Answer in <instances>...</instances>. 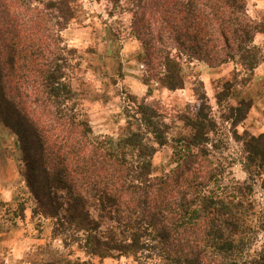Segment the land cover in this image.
I'll list each match as a JSON object with an SVG mask.
<instances>
[{
  "label": "trees",
  "instance_id": "16d2710c",
  "mask_svg": "<svg viewBox=\"0 0 264 264\" xmlns=\"http://www.w3.org/2000/svg\"><path fill=\"white\" fill-rule=\"evenodd\" d=\"M111 1V15L124 3L132 13L150 92L154 81L183 88L184 59L237 62L242 71L215 94L228 108L222 120L237 124L247 108L240 86L264 64V43L256 42L264 20L250 15L248 0ZM79 2L0 0V123L16 137L34 212L55 220L53 237L66 249L84 253L76 264L154 256L166 264H264V241L252 252L264 207L249 199L258 181L264 193V133L243 138L244 181L228 178L235 160L224 154L227 128L204 89L179 114L189 128L179 136H170L174 122L164 112L135 96L119 136L95 135L69 73L75 51L61 36ZM171 140L173 167L155 175L157 145Z\"/></svg>",
  "mask_w": 264,
  "mask_h": 264
},
{
  "label": "rangeland",
  "instance_id": "374dc122",
  "mask_svg": "<svg viewBox=\"0 0 264 264\" xmlns=\"http://www.w3.org/2000/svg\"><path fill=\"white\" fill-rule=\"evenodd\" d=\"M79 1L78 16L61 31V36L64 44L75 51L74 68L69 73L95 135L119 136L127 125L126 109L131 97L135 96L138 101H145L164 112L167 122H174L170 136H179L189 131L179 120V114L196 102V89H204L214 116L227 128L223 136L226 142L228 140L229 149L224 154L228 160H235L228 178L244 181L248 174L239 162L245 149L243 138L264 133V64L249 76L247 85L240 86L238 93L245 98L247 108L237 124H232L231 120H222L228 108L217 105L215 94L220 82L242 71L237 62L210 66L205 61L184 59L183 88L170 89L154 81V90L150 92L143 82L149 70L140 58L142 44L130 29L132 13L128 11V4L124 3L125 11L118 10L113 16L111 0ZM248 9L254 19L264 20V0H248ZM256 42L262 45L264 35L259 34ZM236 99L239 97L232 100L234 104L239 102ZM157 148L153 158L154 174L162 175L173 167V142L157 145ZM19 165L16 137L0 123V264H43L47 260L76 264L79 259H87L77 246L66 249L61 239L53 237V218L34 212L35 202ZM260 183L257 182L256 191L249 198L256 210L264 207ZM253 220L258 223L256 215ZM256 234L252 252L260 249L264 241L263 230ZM141 261L121 257L95 259L94 264H166L158 256Z\"/></svg>",
  "mask_w": 264,
  "mask_h": 264
}]
</instances>
